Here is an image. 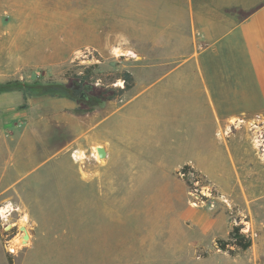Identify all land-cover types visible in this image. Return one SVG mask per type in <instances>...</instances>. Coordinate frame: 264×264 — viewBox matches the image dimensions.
Segmentation results:
<instances>
[{"label": "crops", "instance_id": "0c3cea01", "mask_svg": "<svg viewBox=\"0 0 264 264\" xmlns=\"http://www.w3.org/2000/svg\"><path fill=\"white\" fill-rule=\"evenodd\" d=\"M127 18L131 43L146 46L145 57L160 51L163 63L139 69L140 82L132 74L133 87L110 102L104 121H97L98 134L95 123L76 144L104 148L115 183L123 179L128 188L161 190L170 198L184 188L181 229L193 230L197 247L211 255L222 253L215 241L228 239L233 218L247 221L252 247L206 264H264V112L258 111L264 100V0H131ZM200 38L208 48L198 50ZM238 50L259 64L236 68ZM43 142L22 123L0 130V209H9L6 214H26L21 190L50 165L46 156L54 149ZM70 148L71 155L74 144L62 153L64 173ZM185 167L223 198L219 210L189 208V184L180 174ZM0 264H6L1 232Z\"/></svg>", "mask_w": 264, "mask_h": 264}, {"label": "rangeland", "instance_id": "374dc122", "mask_svg": "<svg viewBox=\"0 0 264 264\" xmlns=\"http://www.w3.org/2000/svg\"><path fill=\"white\" fill-rule=\"evenodd\" d=\"M130 3L0 0V87L6 90L0 94V130L22 123L42 136L44 146L54 147L46 156L50 165L21 190L26 214L0 209L1 216L13 214L0 225L6 264L9 256L12 264H206L233 259L228 252L215 256L197 247L194 231L181 229L180 203L187 205L188 198L184 188L170 198L161 190L128 188L123 179L115 183L96 144H76L78 135L108 113L110 102L91 99L85 103L90 111L80 110L66 87L72 77L90 69L96 86L123 88L124 72L140 82L139 69L163 63L160 51L145 57L147 47L131 43ZM198 40V50L209 47L203 38ZM240 52L232 60L236 68L259 64ZM258 111L264 112V100ZM99 122L93 134H98ZM71 144L75 150L71 155L72 149L66 150L71 165L64 173L59 168L67 163L62 153ZM190 181L189 208L219 210L223 198L200 176L192 173ZM229 213L232 217L235 209ZM233 223L244 224L249 232L247 221L233 218ZM20 226L30 234L27 246L17 242ZM15 241L18 249L11 246Z\"/></svg>", "mask_w": 264, "mask_h": 264}, {"label": "trees", "instance_id": "16d2710c", "mask_svg": "<svg viewBox=\"0 0 264 264\" xmlns=\"http://www.w3.org/2000/svg\"><path fill=\"white\" fill-rule=\"evenodd\" d=\"M242 14L248 15L245 13ZM123 80L125 81V86L123 88L96 86L92 79L90 69H88L84 75L72 77L66 87L72 89V98L75 102L79 103L80 110L90 111V108L85 104L89 100L94 99L101 103L114 101L128 92L135 83L134 77L130 72L123 73ZM75 86H78L79 89H74ZM87 87L91 89L86 91ZM5 91L4 88L0 87V94ZM192 173L197 177L199 176V174L191 170L190 167H185L180 172L181 175L186 177L189 186H191L190 174ZM244 229V224L238 223L234 225L227 240L217 239L215 241L216 248L220 251L228 252L232 257L236 256L238 251L249 250L253 245V240L250 233H245ZM9 263L12 264L10 256Z\"/></svg>", "mask_w": 264, "mask_h": 264}, {"label": "water", "instance_id": "95a60500", "mask_svg": "<svg viewBox=\"0 0 264 264\" xmlns=\"http://www.w3.org/2000/svg\"><path fill=\"white\" fill-rule=\"evenodd\" d=\"M74 89H79V87L75 86ZM90 89H91L90 87H87L86 91H89ZM96 150H97V154H98L99 158L101 160H104L107 156L105 149L102 147H97ZM9 227L10 226H8V229H9ZM20 231L22 232V235L18 238V241L20 242V244L22 246H27L31 240L28 229L26 226H20Z\"/></svg>", "mask_w": 264, "mask_h": 264}, {"label": "bare ground", "instance_id": "6f19581e", "mask_svg": "<svg viewBox=\"0 0 264 264\" xmlns=\"http://www.w3.org/2000/svg\"><path fill=\"white\" fill-rule=\"evenodd\" d=\"M95 155V154H94ZM95 158H96V155H95ZM17 242H19L18 241V239H17ZM17 242L15 241L14 243H13V245L11 244V246H12V248H14V249H18L19 247V245L17 244ZM20 243V242H19ZM10 250V249H9Z\"/></svg>", "mask_w": 264, "mask_h": 264}]
</instances>
